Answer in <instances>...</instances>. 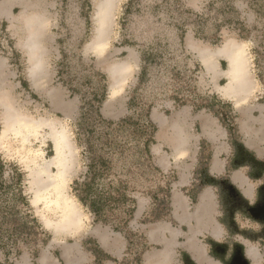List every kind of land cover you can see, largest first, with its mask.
<instances>
[{
    "label": "rangeland",
    "instance_id": "obj_1",
    "mask_svg": "<svg viewBox=\"0 0 264 264\" xmlns=\"http://www.w3.org/2000/svg\"><path fill=\"white\" fill-rule=\"evenodd\" d=\"M29 1L34 3L30 7L34 6L44 20L37 47L40 68L33 66L21 35L13 34L7 21L0 17V157L8 166L5 176L10 163L23 172L21 188L31 212L45 236L48 235L37 264H41L43 257V264H85V254L79 251L82 242L93 239L107 247V242L120 232L109 224L95 221L73 190L74 180L82 179L88 162L83 154L84 136L81 133L82 140H78L77 134L91 121L89 116L93 111L81 119L82 102L92 98L99 87L97 81H102L99 76L89 80L84 77L92 71L105 77L107 96L99 107L104 119L116 122L125 116H138L141 110H146L150 90L158 94L151 109L161 115L168 114L184 103H209L202 98L194 101L191 95L175 102L168 85L171 88L185 86L183 81L190 78L195 92L201 95L223 85L226 78L220 74L228 67V61L217 56L215 66L207 68L200 52L215 51L228 41H234L246 56L248 74H253L259 84L257 96L264 99V0H134L128 9L124 6L127 0H114L107 33L98 48L90 47L95 37L93 14L98 0H89V10L84 5L85 0ZM21 5L13 7L14 15L28 9ZM152 42L163 45L158 56L162 66L168 64L181 73L171 77L154 62L151 69L154 79L143 83L141 91L144 93L138 96L141 108L134 106L131 111L127 102L138 84L140 52ZM116 67L123 68L124 73L116 79L113 92L111 73ZM215 69L219 74L216 78L213 77ZM69 85L78 88L71 91ZM213 108L223 111V119L229 120L223 109L217 105ZM145 129V126H136L134 132ZM59 137H65L63 154L67 165L63 178L56 180L59 165L54 157ZM96 151L100 153V148ZM131 152L130 147H121L114 160L108 155L113 161L111 174L116 172L120 161L129 160ZM173 175H167L168 179ZM165 180L157 179L149 190L156 184L163 185ZM149 190L135 193L136 210L128 228L144 237L151 245L149 251H159L162 242L148 237L151 222L144 221L153 205ZM66 213H71L73 223L67 229L58 230L56 225ZM166 221L179 229L173 220ZM111 254L122 260L120 252ZM26 255L17 263L30 264ZM165 264L184 263L173 255Z\"/></svg>",
    "mask_w": 264,
    "mask_h": 264
},
{
    "label": "crops",
    "instance_id": "obj_2",
    "mask_svg": "<svg viewBox=\"0 0 264 264\" xmlns=\"http://www.w3.org/2000/svg\"><path fill=\"white\" fill-rule=\"evenodd\" d=\"M27 1L0 0V17L7 21L13 34L21 35L36 69L37 51L27 43L33 36L39 43L44 20L34 6L30 7L34 3ZM21 4L28 9L14 15L13 7ZM27 14L37 16V20L25 22L23 15ZM244 71L249 85L246 92L225 91L220 85L209 90V94L231 105L233 123L221 116L222 122L205 107L194 110V104H183L163 115L150 110L149 118L156 127L152 161L166 179L170 173L174 177H170L169 217L151 222L147 230L148 237L162 242V248L146 249L141 264H165L173 255L184 264L186 259L194 264H226L236 245L243 247L249 264H264V220H255L247 213V208L254 206L264 192V99L257 96L259 84L254 75L250 71L248 74L247 67ZM213 72L216 78L219 74L216 69ZM220 77L227 80L224 70ZM233 126L237 139L230 131ZM222 183L235 189L233 197L227 196ZM191 188H196L194 202L188 193ZM166 220H173L179 229ZM99 247L111 257L104 264H119L111 253L120 252L123 258L127 241L119 233L107 242V247ZM79 249L85 254V264L92 263L95 256L89 246L82 242ZM183 251L186 256H182ZM21 260L23 256L14 264Z\"/></svg>",
    "mask_w": 264,
    "mask_h": 264
},
{
    "label": "trees",
    "instance_id": "obj_3",
    "mask_svg": "<svg viewBox=\"0 0 264 264\" xmlns=\"http://www.w3.org/2000/svg\"><path fill=\"white\" fill-rule=\"evenodd\" d=\"M133 1L127 0L126 5L124 4L125 8L128 9L129 4ZM84 5L87 10L90 9L89 0H85ZM182 36L183 33L180 36V42ZM156 44L158 43L152 42L141 49L138 84L132 89V94L127 102L128 109L131 111L134 106L141 108L138 96L140 93H144L141 91L143 83L150 78L154 79L151 74L154 62L171 77L181 73L179 69L169 67L167 63V66H162L158 56L161 55L163 45ZM62 73L61 70L58 71L59 75ZM93 76H99L102 81H97L99 87H97L92 98L82 102L80 112L82 119L87 116V112L93 111L89 116L91 121L81 128L83 132L78 131L77 134L78 140H82L79 137L81 133L84 136L85 149L83 154L88 159L87 169L82 179L74 180L73 190L79 203L94 217L95 221L109 224L113 230L124 235L127 241L126 255L119 264H141L142 253L151 245L142 235L131 231L128 228V222L136 210L135 193L140 190H149L154 181L165 178L161 170L154 165L151 155L156 127L149 118V112L153 106V100L158 94L153 93V90L147 92L146 110H141L138 116H125L116 122L107 120L99 112L100 104L107 96L105 77L103 74L92 71L91 75L84 78L89 80ZM258 77L260 78V74ZM183 82L185 86L180 85L171 88L168 85L175 102L188 95H191L194 101L198 98L207 99L208 104L195 105L194 110L205 107L213 111L223 122L221 115L213 108V105H217L226 112L227 118L233 123L234 114H232V107L229 103L223 102L215 95H201L195 92L196 87L191 84L190 78ZM77 88L78 86L69 89L72 91ZM95 122L97 125L94 124ZM136 126H145L147 130L134 132ZM233 127L230 131H234L231 134L237 139L238 134L235 132V126ZM98 147L100 153L96 151ZM121 147L132 149L130 158L128 161H120L116 167V172L111 174L112 159L114 160L117 150ZM9 165L10 170L5 176L8 166L6 167V162L0 157V264H14L23 254L29 255L32 264H36V258L41 247L46 244L48 235L45 236L43 229L31 212L29 200L21 188L23 172L16 165L11 163ZM170 183L171 180L166 179L163 185L156 184L154 189L149 190L153 205L144 221L155 222L169 217ZM188 193L191 201L194 202L196 188H191ZM83 245L89 246L95 256L90 264H104L105 260L111 259L95 240H86ZM132 249L134 251H131ZM186 255L187 253L183 251L182 256Z\"/></svg>",
    "mask_w": 264,
    "mask_h": 264
},
{
    "label": "bare ground",
    "instance_id": "obj_4",
    "mask_svg": "<svg viewBox=\"0 0 264 264\" xmlns=\"http://www.w3.org/2000/svg\"><path fill=\"white\" fill-rule=\"evenodd\" d=\"M114 3V0H98L95 4L94 9V22H95V37L93 38V42L90 45V47H97L101 45L102 41L105 38L106 30L109 24V15L112 8V5ZM25 22H34L37 20V16H32L30 14L23 15ZM29 26H32L31 23ZM28 47H30L32 50L37 51L38 42L35 39V36H33L31 39H29V42L27 43ZM34 51V52H35ZM33 53V52H32ZM201 59L204 63V65L207 68H211L212 66H215L214 59L216 56H223L228 61V67L224 70L227 76V80L224 85H220V87L225 91H236L240 90L241 92H246L248 85V78L245 73V69L247 67L246 62V56L242 50V47L235 43L234 41H228L225 43L222 47H220L218 50L212 51V50H202L200 52ZM33 59V57L31 56ZM37 62L36 66L40 68V63ZM34 66V62H33ZM122 73H124L123 68L116 67L112 68L111 77L112 80H116L118 76H120ZM114 83V81H113ZM112 83V84H113ZM114 87V85H113ZM113 92H114V88ZM113 95V94H112ZM6 108L7 105L5 104ZM66 145L65 137H59V141L55 143V160L56 163L59 165V174L56 177L57 179H62L65 170H66V157L63 154V148ZM71 213H66L64 216V219L61 220V222L58 223L57 228L58 230H64L69 228L73 220L70 218ZM154 264V263H152ZM155 264H160L159 262H156Z\"/></svg>",
    "mask_w": 264,
    "mask_h": 264
},
{
    "label": "water",
    "instance_id": "obj_5",
    "mask_svg": "<svg viewBox=\"0 0 264 264\" xmlns=\"http://www.w3.org/2000/svg\"><path fill=\"white\" fill-rule=\"evenodd\" d=\"M221 116L225 118V113L220 109H217ZM223 189L226 191L228 197H233L235 193V189L226 183H222ZM247 213L249 217L255 220H264V192L260 193V199L254 206L247 208ZM185 264H194L190 259L185 260ZM226 264H249L247 259L245 258L243 247L241 245H236L233 249V252L226 262Z\"/></svg>",
    "mask_w": 264,
    "mask_h": 264
}]
</instances>
